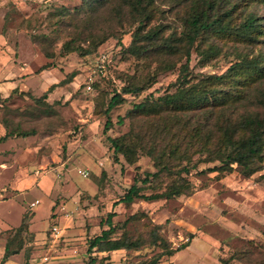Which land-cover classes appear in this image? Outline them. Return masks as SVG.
Here are the masks:
<instances>
[{
	"label": "rangeland",
	"instance_id": "rangeland-1",
	"mask_svg": "<svg viewBox=\"0 0 264 264\" xmlns=\"http://www.w3.org/2000/svg\"><path fill=\"white\" fill-rule=\"evenodd\" d=\"M199 1L157 0L156 17L143 34L164 26L161 38L179 36L192 3ZM214 1L227 28L204 33L198 40L189 64L190 85H201L207 78L221 76L238 64L260 61L259 66L264 67V36L252 43L239 40L240 27L249 17H255L258 26L264 28V3ZM130 11L125 0H0L3 72L19 69V77L14 78L26 79L29 90H49L51 84L58 85L71 73H77L72 82L54 89L60 96L55 101L51 99V103L45 99L38 103L23 93L0 109V123L8 135V143L0 149V155L10 158L6 164L26 169L38 181L48 173L51 180V193L28 188L22 191H30L26 197L17 198H25L27 204L39 199L41 204L34 208L35 213H25L36 215L34 235L29 229L7 232L11 240L9 255L17 264H87L89 240L108 229L107 214L114 211L116 238L128 234L148 241L154 226L161 225V235L174 250L189 245L159 264H264V171L247 178L235 165L232 172L211 173L208 168L221 164L206 163L205 154L191 153L193 163L199 164L187 177L193 185L189 195L157 201L137 199L114 206L137 175L144 178L146 173L158 169L153 159L139 150L135 153L136 162L129 164L125 157L114 153L109 138H119L132 129L138 135L155 129L162 132L165 126L173 128L167 136L173 138L176 132L190 130L201 122L193 113L129 115L140 103L156 102L175 93L178 87L174 84L186 63L185 58L159 55L146 41L138 43L141 50L149 48L145 54L130 51L132 35L138 27ZM109 34H124L122 45L111 37L90 56L65 49L67 44L93 47ZM34 73L42 76L37 78ZM240 76L223 86L244 97L236 102L232 113L256 114L260 94L264 93V78L248 77L246 73ZM42 80L48 85H42ZM127 86L149 89L141 95L123 94L124 103L110 114L113 127L104 133L107 104L116 90L122 93L121 89ZM120 118L124 120L122 125L118 123ZM160 144L164 146L162 139ZM80 170L88 172V177H82ZM173 180L164 176L144 193L163 192ZM15 202L9 220L16 225L22 206ZM54 228L58 231L54 232ZM157 253L159 249L147 243L139 251L92 256L97 259L95 264H145Z\"/></svg>",
	"mask_w": 264,
	"mask_h": 264
},
{
	"label": "trees",
	"instance_id": "trees-1",
	"mask_svg": "<svg viewBox=\"0 0 264 264\" xmlns=\"http://www.w3.org/2000/svg\"><path fill=\"white\" fill-rule=\"evenodd\" d=\"M200 1L192 3L190 15L188 13L189 16L187 15L184 18V28L180 31L179 36L173 34L169 38H161L165 32L164 26L150 29L143 34V30L156 17L155 4L157 0H125L126 5L130 7L134 24H138L136 31L132 35L131 45L128 48L130 51L135 53L139 51L145 54L149 48L145 47L141 50V47H138V43L146 41L161 56L186 59V63L181 67L177 82L174 84V86L178 87L175 93L166 94L156 102L147 101L140 103L135 106V109L129 115L136 112L146 115L171 113L170 116L172 114L193 113L198 114L201 122L193 125L190 130L187 128V130L183 129L179 133L176 132V136L173 138H167L173 130V128L168 126H165L162 132L155 129L149 134L138 135L132 129L119 138H109L114 153L117 156L125 157L129 164L136 162L135 153L139 150L151 157L158 169L155 173H146L144 178L137 175L133 185L123 198L114 204L115 207L120 203L131 204L137 199L157 201L189 195L192 192L193 185L187 177L198 168L199 164L197 161L193 163L191 153L205 154L203 161L206 163L218 162L221 164L220 167L208 168L211 173L232 172L235 169V165L238 171L247 178L264 171V93L260 94L261 103L256 106L259 110L258 113L236 116L232 111L235 110L236 102L243 100L244 97L234 94L231 90L223 89V86L229 83L230 80L239 79L238 77H241V73H246V76L256 77V79L264 78V67L259 66L261 62L234 65L221 76L207 78L198 86L190 85L189 64L192 51L195 49L198 40L204 33L219 32L227 28L224 25V17L221 18L215 10L216 1ZM251 1L264 3V0ZM224 14L226 15V13ZM124 34H109L99 42H96L93 47L84 48L83 46L67 44L65 49L68 52H79L83 56H90L111 37L117 40L118 45H122V36ZM239 36L241 37L239 38L241 43L259 41L258 39L264 36V28L263 26H258L255 17H249L240 27ZM201 55H203L202 52ZM76 75V72L71 73L60 84L51 86L49 91L62 84L72 82ZM148 89V86H127L121 89L122 93L116 90L103 113L107 118L104 133H108L113 127L110 114L116 107L124 103L123 94L141 95ZM46 98L47 93H44L39 99H34L41 103L42 99L46 101ZM48 107L52 109V105L48 104ZM203 119H205V122ZM179 121L181 122L182 120ZM123 122V118L118 121L121 125ZM176 131H178V128ZM27 135L25 134L24 136ZM7 137L8 135L2 137L0 143L6 141ZM161 139L164 141V146L160 144ZM164 176L173 177L174 179L166 190L151 195L144 193L147 188L152 187L155 181H159ZM116 216V212H109L105 221L108 229L103 230L99 235L89 240L87 252L90 255V261L87 264L96 263L97 259L92 256L95 253L139 251L147 243L151 247L159 249V253L145 264H159L163 258L172 257L178 251L184 250L189 246L185 244L174 250L169 241L161 235V229L163 228L161 225L154 226L148 241L141 238H132L128 234H124L121 238H116L118 225L113 222ZM135 217L133 216L132 219H135ZM30 223V216L25 215L20 227L17 228L18 231H16L18 233L24 232L29 228ZM10 245L11 240L7 245L4 259L10 256ZM221 262L223 263V261Z\"/></svg>",
	"mask_w": 264,
	"mask_h": 264
},
{
	"label": "crops",
	"instance_id": "crops-1",
	"mask_svg": "<svg viewBox=\"0 0 264 264\" xmlns=\"http://www.w3.org/2000/svg\"><path fill=\"white\" fill-rule=\"evenodd\" d=\"M4 58L5 57L3 55L0 56V63H4L5 61ZM6 59L8 58L6 57ZM17 70L16 68L13 67L9 71L10 75L13 76L12 78V76H9V73L3 72V67L0 64V109H2L5 104H9L10 103L9 100L16 95L18 96V94L24 93L23 95L25 97H29V99L30 97H32L33 99L34 98L39 99L41 96H43L44 93H47L46 101L48 103H51L50 102L52 101L51 99L55 101L60 96V94H58L59 93L58 90H52V91L29 90V88L26 87L25 85L27 83L26 79H22L20 81V80H16L17 78H14V76L19 77L18 76L19 72L18 73L16 72ZM40 74L39 77L42 76V74L41 75ZM33 76L39 78L38 76L35 75V73L33 74ZM33 76H31V78ZM40 82L42 85H48L44 80ZM51 85L53 86L55 84H51ZM6 135H7L6 127L5 125L0 123V139ZM7 143H8V139L4 142H1L0 149ZM7 159L9 160L10 158L9 157L6 158L5 156L0 155V260H1L0 264H8L10 261H12L13 264H17L13 260V258H11L12 256H9L8 258L4 259L6 255L7 245L9 244L10 241L9 239L10 235L8 236L7 232L14 231L15 229L19 228L22 223L23 217L25 216V213L28 211H32L35 213L34 208H36V206L41 204L39 199H35L30 204H27L25 198L22 200L21 199L18 200L17 198L19 196L26 197L28 193L35 188L43 190L46 193H51V189H50L51 180L47 177L48 174L47 173L46 175L41 176V180L38 181L35 175H29L26 172V169H23L22 167H18V166H11L12 168L9 167L6 164V161H8ZM28 188H30L29 189L30 191L26 194H22V191ZM14 201H16L15 204H18L16 206L19 205L22 206L19 215V222L16 225L14 223H11V221L9 220L10 215L12 213L11 205L14 203ZM35 216H36L35 214L30 213L31 223L28 229H29V233H32L33 235L34 232L36 233V230L33 228Z\"/></svg>",
	"mask_w": 264,
	"mask_h": 264
},
{
	"label": "built area",
	"instance_id": "built-area-1",
	"mask_svg": "<svg viewBox=\"0 0 264 264\" xmlns=\"http://www.w3.org/2000/svg\"><path fill=\"white\" fill-rule=\"evenodd\" d=\"M88 89L90 90L91 88L88 87ZM79 174H80L82 177H84V178H87V177H88V172H85V171L80 170V171H79ZM57 231H58L57 228H54V232H57ZM55 234H57V233H55Z\"/></svg>",
	"mask_w": 264,
	"mask_h": 264
}]
</instances>
